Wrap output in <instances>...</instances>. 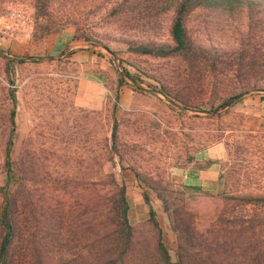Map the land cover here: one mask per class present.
I'll list each match as a JSON object with an SVG mask.
<instances>
[{"label": "rangeland", "instance_id": "374dc122", "mask_svg": "<svg viewBox=\"0 0 264 264\" xmlns=\"http://www.w3.org/2000/svg\"><path fill=\"white\" fill-rule=\"evenodd\" d=\"M158 1L0 0V16L19 5L34 21L29 41L0 35V205L15 92L17 251L45 254L49 245L64 262L80 258L90 223L107 222L124 187L138 217L147 210L146 220L130 221L138 255H152L157 240L146 194L174 260L162 200L194 218L198 232L226 239L236 264H264V0L190 13L185 28L198 52L189 61L129 52L132 42L173 43L174 8ZM124 69L140 88L128 79L119 87ZM161 86L172 102L151 92ZM190 169L213 171L218 185L186 188L177 174Z\"/></svg>", "mask_w": 264, "mask_h": 264}, {"label": "trees", "instance_id": "16d2710c", "mask_svg": "<svg viewBox=\"0 0 264 264\" xmlns=\"http://www.w3.org/2000/svg\"><path fill=\"white\" fill-rule=\"evenodd\" d=\"M38 1L40 3L44 2V0ZM257 1L258 0H170V7L173 6L172 8H174L175 12V18L170 31L173 43L171 45H161L154 42H132L129 44L128 50L139 56H147L156 59L178 57L182 58L184 61H189L195 58L198 52V48L194 46L185 28V19L190 13L196 9H228L233 12L242 4H246L250 8H253ZM156 3L159 4V1L152 0L153 7H156ZM164 11H168V8ZM87 42L93 44L91 40H87ZM20 62L22 63L23 61ZM126 79L132 82L136 88H140L141 81L139 76L130 73L126 69L122 71L119 77L120 88L124 85ZM151 92H158L172 102V98L164 86H161L160 89L153 88ZM237 98L228 99L218 107H210L208 111L209 113L216 114L220 112V110L231 106ZM11 101L13 103V110L11 113L13 132L5 153L6 186L1 188L0 264H236V255L232 256L231 252L223 250L224 247L227 246L226 239L222 242L220 239L216 238V235H213V231H208L205 234L206 236L198 232L194 226V218H191L187 212L179 209L170 210L167 202L162 200L165 211L168 212L171 219L172 230L177 239V252L176 259L174 260L164 242L163 230L160 227L157 213L150 204L149 197L146 194H144L143 199L146 205L150 206L149 222H151L157 230V240L155 250L151 253L152 255L146 256L147 250H141L139 253L142 255H138L135 246V230L128 217L129 204L124 187L117 190V195L114 196L116 200L112 203L111 212H108L111 217L109 216V218H107V222H100L99 217H96L94 221L90 223L94 231V236L91 237V240L89 238L86 240L89 242L85 245L84 251L80 253V258H75L70 262H64V259L57 254H52L50 253L52 251H47L49 245L46 247L45 254L44 249L38 252L37 249L33 251L32 247L30 251L28 250L29 253L20 251L21 248L17 251V244L21 241L19 238L21 229L16 221L19 211L18 197L15 195L13 189V175L15 169L12 161V149L14 138H16L17 109L15 92L11 93ZM209 237H212L211 246L213 249H207V253L204 250L206 248V241L209 240ZM224 255L226 256L224 257ZM229 257H232L233 260L228 263Z\"/></svg>", "mask_w": 264, "mask_h": 264}, {"label": "built area", "instance_id": "2783aa9c", "mask_svg": "<svg viewBox=\"0 0 264 264\" xmlns=\"http://www.w3.org/2000/svg\"><path fill=\"white\" fill-rule=\"evenodd\" d=\"M34 31V21L30 13L19 5L11 6L0 16V35L11 42L29 41Z\"/></svg>", "mask_w": 264, "mask_h": 264}, {"label": "crops", "instance_id": "0c3cea01", "mask_svg": "<svg viewBox=\"0 0 264 264\" xmlns=\"http://www.w3.org/2000/svg\"><path fill=\"white\" fill-rule=\"evenodd\" d=\"M81 54L84 53H78V55ZM177 175L178 180L182 183V185L191 190H200L203 188L209 190L218 185V180L213 171L190 169ZM138 205H142V203H138ZM129 206V219L133 224L138 223L139 220L143 217L145 220L147 219L146 209H144V211L142 212V217H138V214H136L134 208L131 205ZM140 209L143 210V207H140Z\"/></svg>", "mask_w": 264, "mask_h": 264}]
</instances>
